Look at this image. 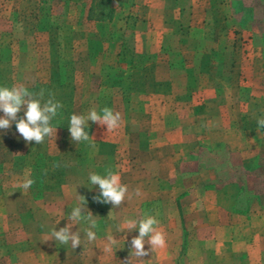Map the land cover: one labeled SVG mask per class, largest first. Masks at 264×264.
<instances>
[{
    "label": "crops",
    "instance_id": "1",
    "mask_svg": "<svg viewBox=\"0 0 264 264\" xmlns=\"http://www.w3.org/2000/svg\"><path fill=\"white\" fill-rule=\"evenodd\" d=\"M232 1L130 0L131 8L144 7L141 20L104 35L96 30L97 45L75 53L76 60L86 57L90 62L84 77L97 92L91 102H98L108 87L110 104L117 107L112 110L121 114L116 141L107 144L113 156L93 161L92 172L103 175L110 168L130 193L139 188L142 195L119 208L87 203L97 216V240L87 242V225L76 223L72 231L81 233L82 245L75 250L70 243L44 239L53 228L69 223V212L79 203L78 195L83 196L78 183L44 194V205L17 197L19 215L0 237V264H128L130 240L138 229L117 233L116 225L145 214L159 221L166 246L150 252L142 264H264V128L257 127V119L264 117V80H251L257 78L253 65L264 58V50L250 40L205 51L210 63L223 69L219 83L231 92H191L192 32L218 36L239 31ZM118 10L111 22L91 21L111 28ZM140 25L145 26L139 30ZM182 38L188 43L184 50ZM106 58L103 72L100 59ZM65 60L60 54L58 67ZM52 62L47 68L54 76L57 64ZM121 67L119 79L116 70ZM106 80L111 85L104 86ZM93 192L99 193L98 186L92 185ZM35 210H42L45 224H23L20 213ZM109 236L117 242L105 252ZM149 247L146 243L145 250Z\"/></svg>",
    "mask_w": 264,
    "mask_h": 264
},
{
    "label": "rangeland",
    "instance_id": "2",
    "mask_svg": "<svg viewBox=\"0 0 264 264\" xmlns=\"http://www.w3.org/2000/svg\"><path fill=\"white\" fill-rule=\"evenodd\" d=\"M108 6L114 10L120 9L111 28L110 24L99 27L91 20H85L91 7L93 12H90V18L108 17ZM231 8L239 31L218 36L192 32L189 45L196 54L191 58L195 68L191 92H231L230 86H221L219 83L223 69L215 61L210 63V54L205 51L216 45L226 46L239 41L243 44L250 40L251 44L264 50V0H233ZM144 15V7L136 4L131 8L130 0H110V3L102 0H0V86L23 84L34 93L43 90L45 100L51 93L56 101L63 104L60 115L52 121L53 126L57 127L56 137H46L43 144L25 143L16 131L15 124L7 133L0 130V237L5 235L4 226L15 222L14 217L19 215L17 197L23 196L27 202L29 199L34 204L44 205V194H54L65 186L78 183L86 202H94L93 196L98 193H92L89 174L92 173L93 161L95 164L112 158L113 148L107 144L116 141L115 133L107 132L106 125L89 121V127L85 130L92 137L89 141L77 143L70 138L69 117L72 114L87 116L91 109L100 113L104 107L113 109L114 106L110 104L111 90L108 87L99 93L98 102H91L97 92L91 85L92 80L84 77L90 62L86 57L82 61L80 58L76 60L75 53L86 46L97 45L96 30L103 35L108 29L122 30L128 28L127 24H135V19L143 18ZM143 26L141 28L140 25L139 30ZM253 29L255 32L252 37ZM181 44L182 50L188 45L184 38ZM60 54L63 60L67 58L63 68L58 67ZM52 59L56 60L55 63ZM100 60L99 69L104 72L106 67L103 64L108 58ZM51 62L57 64L56 69H52L54 76L47 68ZM97 68L96 65L94 70ZM180 70L178 67L177 71ZM253 70L257 78L251 80H264V58L254 63ZM116 72L120 79L123 67ZM113 79L109 80L115 83ZM109 80L104 86L111 85ZM116 83L119 84V80ZM25 177L35 181L26 191L20 187ZM26 203L23 201V204ZM20 215H23L20 219L26 226L45 224L42 210ZM184 263L180 261V264Z\"/></svg>",
    "mask_w": 264,
    "mask_h": 264
},
{
    "label": "clouds",
    "instance_id": "3",
    "mask_svg": "<svg viewBox=\"0 0 264 264\" xmlns=\"http://www.w3.org/2000/svg\"><path fill=\"white\" fill-rule=\"evenodd\" d=\"M45 93L41 90L38 93L30 91L23 84L14 85L12 87L0 86V130L7 133L15 124L16 131L19 136L27 144L35 142L37 145L43 144L46 137H52L57 133V127H54L52 121L60 115V109L63 104L56 101L51 93L48 99H44ZM23 113L20 116V113ZM97 123L107 127V132L111 133L120 127L121 114L114 112L109 107H104L100 113L95 109H91L87 116L80 114H72L69 117L68 131L72 141L77 143L90 140L89 133L85 130L89 127L88 122ZM257 127L264 128V117L257 119ZM94 146V145H93ZM89 182L93 186H98V195L93 196V200L101 204H111L112 208H119L125 201L133 199V197L141 196V190L135 189L129 192L128 185L121 183V176L117 172H113L110 168L105 169V174L101 175L96 172L89 174ZM35 181L25 177L20 184L25 191L28 190ZM79 203L69 212L67 219L69 223L56 230L53 228L46 234L44 242L55 241L60 245L71 244L72 249H76L82 245L81 233L76 230L72 231L76 223L83 222L87 225L84 229V237L87 242L92 243L97 240L95 229L98 228L97 216H93L92 212L87 209V202L83 196H80ZM110 215V212H109ZM75 222V223H74ZM138 229V235L133 236L130 240V259L128 264H133L134 256L140 264L144 261V257L149 253L162 249L166 246V235L159 228V221L153 215L145 214L140 219H125L116 225V232H132ZM147 238V239H146ZM117 239L114 236L107 237L104 245L105 252H111L113 245ZM150 245L145 250V244Z\"/></svg>",
    "mask_w": 264,
    "mask_h": 264
},
{
    "label": "trees",
    "instance_id": "4",
    "mask_svg": "<svg viewBox=\"0 0 264 264\" xmlns=\"http://www.w3.org/2000/svg\"><path fill=\"white\" fill-rule=\"evenodd\" d=\"M102 1H106V3H108V1H109V3H110V0H102ZM107 7V6H106ZM89 13V15H88V18H87V20H91L92 18H90V12H93V10H92V7H91V9H89V11H88ZM114 8L113 7H111V6H108V8H107V10H106V13L107 14H109V16L108 17H106V18H103V19H101L100 17H95L94 19V21H96V22H100V23H106V22H111L112 20V17L113 16H115L114 15Z\"/></svg>",
    "mask_w": 264,
    "mask_h": 264
}]
</instances>
